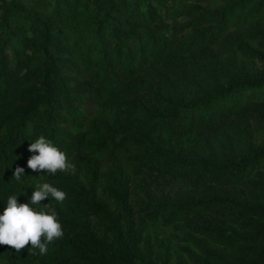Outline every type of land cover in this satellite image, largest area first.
Segmentation results:
<instances>
[{
  "label": "trees",
  "instance_id": "obj_1",
  "mask_svg": "<svg viewBox=\"0 0 264 264\" xmlns=\"http://www.w3.org/2000/svg\"><path fill=\"white\" fill-rule=\"evenodd\" d=\"M213 1L0 0V215L42 183L66 193L33 205L63 237L0 245V264H264V0ZM41 135L71 171L27 167Z\"/></svg>",
  "mask_w": 264,
  "mask_h": 264
},
{
  "label": "clouds",
  "instance_id": "obj_2",
  "mask_svg": "<svg viewBox=\"0 0 264 264\" xmlns=\"http://www.w3.org/2000/svg\"><path fill=\"white\" fill-rule=\"evenodd\" d=\"M28 151L37 153L27 161V167L33 172L55 175L58 171L69 172L74 168L67 154L43 135L29 145ZM24 173V168L16 167L13 178L19 182ZM49 198L63 202L66 193L50 183H42L32 192L28 203H18V196H10L0 215V245L9 246L19 253L30 244L31 249H38L41 255L46 254L49 245L64 235L55 209H49L47 205L33 207Z\"/></svg>",
  "mask_w": 264,
  "mask_h": 264
},
{
  "label": "rangeland",
  "instance_id": "obj_3",
  "mask_svg": "<svg viewBox=\"0 0 264 264\" xmlns=\"http://www.w3.org/2000/svg\"><path fill=\"white\" fill-rule=\"evenodd\" d=\"M213 3L217 4V3H219V1L214 0ZM158 8L163 15H167L166 12L164 11V8H162L161 6H158ZM175 15H176V13H172V16L175 17L177 20L181 19L180 16H175ZM94 114L97 116L107 117L108 119L111 118L110 110L103 109V108L96 109ZM257 136L260 140L264 141V129L262 131H259ZM129 149H130L129 146H123L119 150H117V152H116V157H117L116 163L119 165V167L121 168L123 173L128 175L131 179H134L135 176L132 174V169H131L130 163L127 159V151ZM99 160L101 163V167L104 169L105 164H106L105 160L101 157L99 158ZM100 187H101V184H100V186L98 185V189H97L99 198L108 202L109 207L112 208V204L109 202V199L105 196L104 192L101 191ZM181 190H186L185 184L182 181H176L174 186L172 187V193L177 194ZM145 232H146V234H148L149 237L157 236L158 238H167L169 240L170 246L172 248H176V246H175L176 243L179 244V241H177V239H175V237H174V234H176V231H174L170 227H162L158 223L147 222L145 225ZM170 264H173V259H171Z\"/></svg>",
  "mask_w": 264,
  "mask_h": 264
}]
</instances>
